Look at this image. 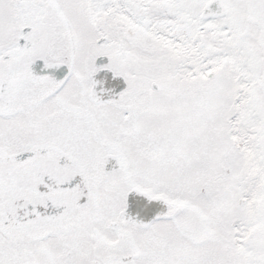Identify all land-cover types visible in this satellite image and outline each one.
I'll use <instances>...</instances> for the list:
<instances>
[{"label": "snow or ice", "instance_id": "obj_1", "mask_svg": "<svg viewBox=\"0 0 264 264\" xmlns=\"http://www.w3.org/2000/svg\"><path fill=\"white\" fill-rule=\"evenodd\" d=\"M0 264H264V0H0Z\"/></svg>", "mask_w": 264, "mask_h": 264}]
</instances>
